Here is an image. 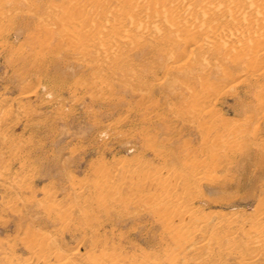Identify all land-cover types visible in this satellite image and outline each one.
Listing matches in <instances>:
<instances>
[{"label":"rangeland","instance_id":"obj_1","mask_svg":"<svg viewBox=\"0 0 264 264\" xmlns=\"http://www.w3.org/2000/svg\"><path fill=\"white\" fill-rule=\"evenodd\" d=\"M133 1L0 0V264H264V55L197 37L228 0Z\"/></svg>","mask_w":264,"mask_h":264},{"label":"bare ground","instance_id":"obj_2","mask_svg":"<svg viewBox=\"0 0 264 264\" xmlns=\"http://www.w3.org/2000/svg\"><path fill=\"white\" fill-rule=\"evenodd\" d=\"M262 1V0H261ZM123 2V1H122ZM125 2H127L128 4H130V5H132L131 4V2L133 3V6H135V4H136V1H133V0H124V3ZM223 2H225V1H223ZM249 2V1H248ZM253 2V1H252ZM186 3V2H185ZM184 3V5L183 4H181V6H177V7H175L172 11H171V13L170 14H168V15H166V18H165V16H163L162 17V19H166V21H169V22H171L172 20V18H175L176 16H178V14H180V13H185V12H187V11H189V9H190V5L189 4H185ZM246 3V2H245ZM258 3H259V1H258ZM257 3V4H258ZM264 3V2H263ZM160 4H162L161 2H160ZM226 4H227V8L229 9V11L227 12V14H224V16H222L221 14H215V15H213L214 17H213V19L215 20L213 23H211L210 25H209V27H207L206 28V31H207V33L205 34V36H197V37H199V38H204V37H206V36H210V37H212L213 39H217V40H220V41H222V42H224V40L227 38V36H231V34L234 36V35H237V38L239 37L240 38V40H239V42L238 43H241L240 41H244V40H247V39H249L250 38V40H253L252 38H254V41L255 42H257V44H255V46H254V43H253V46L251 47V48H249V61H251L250 60V58H252L253 59V56H251L252 54L254 55V54H256V55H264V39H261V38H259L258 36H259V32H254V30L253 31H247L246 29L248 28H244L243 26H238L237 24H238V22H237V18H239V17H241V18H244V21H246V22H251V21H254L252 18H251V20H249V17H251L250 15L249 16H246V14L243 12L246 8H244V10L242 11V13H241V15H240V6H241V4H243V2L241 1V0H228L227 2H226ZM125 5V4H124ZM178 5H179V3H178ZM225 5V4H224ZM264 4H262V6H263ZM121 6V5H120ZM152 6V5H151ZM252 6V5H251ZM256 6H258V5H256ZM132 7V6H131ZM216 7V6H215ZM220 7V6H219ZM224 7V6H223ZM226 7V6H225ZM261 7V4L259 5V8L258 7H254V6H252L251 7V9H252V11H254L255 12V15H257V18H258V22H257V24H259V26H257V27H259V28H261V27H263L264 26V9L262 8H260ZM134 8V7H133ZM132 8V9H133ZM241 8H242V6H241ZM132 9H131V11H132ZM146 9V8H145ZM144 9V10H145ZM210 9H211V7H210ZM215 9V8H214ZM250 9V8H249ZM129 10H130V8H129ZM129 10L127 9V11H125L126 12V15H127V13H129ZM209 10V9H208ZM208 10H206V15H204V16H206L205 18H209L210 17V15H211V13L210 14H208ZM212 10V9H211ZM224 10V9H223ZM226 11V10H225ZM124 12V13H125ZM212 12V11H211ZM97 13V12H96ZM189 13V12H188ZM202 13V12H201ZM205 13V12H204ZM213 13V12H212ZM219 13V12H218ZM243 13H244V15H243ZM187 14V13H186ZM198 14V13H197ZM124 15V14H123ZM103 16V15H102ZM180 17L182 16V14L181 15H179ZM203 16V17H204ZM238 16V17H237ZM237 17V18H236ZM156 18V17H155ZM155 18H153V19H155ZM253 18H255L254 16H253ZM256 19V18H255ZM261 19V20H260ZM156 20V19H155ZM179 20V19H178ZM211 20H212V18H211ZM227 21L229 22H233V21H236L237 22V26L236 25H234V27L235 28H231V27H228L227 25H225L226 23H227ZM239 21V20H238ZM224 22H225V24H224ZM240 22V21H239ZM249 22V23H250ZM150 23V22H149ZM156 23V22H155ZM173 23H174V21H173ZM234 23V22H233ZM255 23V22H254ZM67 24V23H66ZM156 24H158V23H156ZM160 24H162V23H160ZM241 24V23H240ZM242 24H244V22L242 23ZM251 24V23H250ZM70 25V24H69ZM135 25V24H134ZM139 25V24H138ZM169 25H170V23H169ZM171 25H172V23H171ZM230 25H232L231 23H230ZM252 25H253V23H252ZM66 26V25H65ZM139 26H143V23L142 24H140ZM165 26V25H164ZM72 27L74 28H76L75 30H77V28H78V26L76 27V26H71V29H72ZM189 27V26H188ZM246 27V26H245ZM67 28V27H66ZM70 28V26L68 27V29ZM264 28V27H263ZM70 29V30H71ZM175 29V28H174ZM178 29H180V28H178ZM186 29V28H185ZM184 29V30H185ZM189 29H191V28H189ZM189 29H186L185 31L187 32V30H188V32H189V34H191V30H189ZM72 30H74V29H72ZM79 30H81V28L79 29ZM79 30H77V31H79ZM183 30V31H184ZM252 30V29H251ZM77 31H75V32H77ZM176 31V30H175ZM181 31V30H180ZM258 31V30H257ZM83 33V32H82ZM194 33V32H193ZM236 37V36H235ZM252 37V38H251ZM212 38H209L210 40H212ZM245 43V42H244ZM249 43V42H248ZM248 43H246V44H248ZM246 44H245V46L244 47H246ZM189 45V44H188ZM235 45V44H234ZM242 46L243 45V42L241 43V44H239V46ZM232 46V45H231ZM233 47V46H232ZM236 47H238V46H236ZM235 49V48H234ZM236 50H237V48H236ZM233 51V50H232ZM238 51V50H237ZM237 51H235L236 53H237ZM249 63V62H248ZM262 64L264 65V60H263V62H262ZM246 66H248V68H247V70H248V72H250V70L252 69V68H254L255 66H256V64L255 63H253V61H252V65H246ZM202 109V108H201ZM204 109V108H203ZM203 109H202V111H203ZM200 112V111H199ZM262 112H263V114H264V107H263V109H262ZM204 113V112H203ZM205 113L207 114V116L209 115V113H210V109L209 110H207V111H205ZM204 113V114H205ZM204 120V119H203ZM207 122V121H206ZM207 131V130H206ZM150 175H153L156 179H160V178H162V180H161V182L162 181H166L167 180V178H168V176H169V174H167V172H165V171H163L162 169H160V170H154V171H152V172H150L149 173ZM200 177H202L200 174H199V172H197L196 173V176L194 177V180L196 181V180H200L199 178ZM112 180V179H111ZM191 180V179H190ZM104 181V180H103ZM108 181H110V180H108ZM107 182V181H106ZM105 182V183H106ZM106 184H108V183H106ZM105 184V185H106ZM113 184V183H112ZM109 185V184H108ZM110 186H111V184H110ZM103 187V186H102ZM78 193V192H77ZM77 195V194H76ZM183 196V195H182ZM186 196V195H185ZM184 196V197H185ZM85 197V196H84ZM174 197V196H173ZM77 198H79L80 200H83V197H82V195L81 194H78V196H77ZM85 199V198H84ZM78 200V199H77ZM79 200V201H80ZM170 200H171V198H170ZM174 200V199H173ZM179 200V199H178ZM82 202V201H81ZM186 202V198H181L179 201H178V204L176 205V209H178V211L179 212H181V214H183L182 216H185V217H187L188 219H192V217H193V212L192 211H190L187 207H188V205L185 203ZM68 209V208H67ZM174 209H175V207H174ZM173 209V210H174ZM59 210V209H58ZM61 211V215H60V217L61 216H65V218H66V215L67 214H69L68 212H70V211H67L66 209H64L63 208V211H62V209L60 210ZM177 211V210H176ZM58 213V212H57ZM56 213V214H57ZM58 214H60V213H58ZM58 214H57V216H58ZM229 215V214H228ZM237 215V214H236ZM235 215V213H234V216H232L231 217V219L230 220H228V221H234L233 219H235L237 216L239 217V215H237L236 216ZM68 216V215H67ZM229 216H231V215H229ZM226 217H228L227 215H226ZM225 217V218H226ZM64 217L62 218V219H65ZM202 219V218H201ZM228 219V218H227ZM167 220V219H166ZM225 220V219H224ZM236 220H238V219H236ZM201 221V220H200ZM199 221V222H200ZM260 221V220H259ZM202 223H204L205 222V220H204V222H203V220L201 221ZM201 222L199 223V224H201ZM261 222V221H260ZM226 223H227V221H226ZM229 223V222H228ZM231 224V223H230ZM255 224L256 225H254V226H258L257 225V223L255 222ZM260 224V223H259ZM204 224H201V225H199V229H201V227L203 226ZM228 225V224H227ZM198 228V227H197ZM239 228V227H238ZM257 232H262V234H259V236H261V235H264V230H259V231H257ZM257 232H256V234H257ZM227 233V232H226ZM221 233V234H219L218 236H215V237H218L217 239H222L221 241H224L226 244H232V243H234L235 242V240H236V235H234V234H229V233ZM215 235V234H214ZM217 235V234H216ZM262 237V236H261ZM255 238H258V237H255ZM216 238H214V240H215ZM258 239H260V237L258 238ZM263 239V238H262ZM261 239V240H262ZM44 241V240H43ZM42 241V243L41 244H37V248L36 249H33L31 252H32V254L30 253V255L29 256H31L32 255V258H36L38 261H47V257H48V255H49V253H51V252H49V250H50V246L45 242H43ZM216 241V240H215ZM218 241V240H217ZM216 241V242H217ZM34 242V241H33ZM36 242V241H35ZM34 242V243H35ZM216 242H214V241H212V240H210V242H209V245L213 248H216V247H218V244H215ZM223 242V243H224ZM262 242H264V241H262ZM28 243V242H27ZM259 243H260V241H259ZM29 244V243H28ZM36 244V243H35ZM8 245V244H7ZM217 245V246H216ZM227 246V245H226ZM229 247H230V245H228ZM233 246V244L231 245V247ZM32 248V247H31ZM30 249V248H29ZM31 250V249H30ZM213 250V249H212ZM10 252H11V250H10ZM14 252V251H13ZM8 253V252H7ZM9 255L11 254V253H8ZM14 254V253H13ZM16 255V254H15ZM87 256H88V254H86ZM90 256H91V254H89ZM68 256L69 257H79L80 256V258L81 259H84L83 260V262L86 260V259H88V257H85L84 255H82L76 248L75 249H73V250H70V252L68 253ZM89 256V257H90ZM96 257V256H95ZM7 258H10V257H7ZM30 257H28V259H29ZM62 258V257H61ZM86 258V259H85ZM254 258V257H253ZM67 259V258H66ZM69 259H71V258H69ZM97 259V258H96ZM96 259H93V260H96ZM99 259V258H98ZM97 259V260H98ZM252 259V258H251ZM19 259H17L14 255H12L11 256V258L10 259H8L7 260V262H6V264H29V262H20V261H18ZM24 260H25V258H24ZM74 260V259H73ZM90 260H92L91 258H90ZM96 260V261H97ZM100 260V259H99ZM110 260V259H109ZM29 261V260H28ZM62 261V260H61ZM61 261H59V262H61ZM88 261V260H87ZM111 261H112V259H111ZM30 262H32V261H30ZM66 262H69V260L68 261H66ZM70 262H72V261H70ZM76 262H79V260L78 261H76ZM46 263V262H45ZM81 263V262H80ZM92 263V262H91ZM109 263V262H108ZM112 263H113V261H112ZM116 263H117V261H116ZM115 263V264H116ZM246 263H248V262H246ZM73 264H74V262H73ZM82 264V263H81ZM110 264V263H109Z\"/></svg>","mask_w":264,"mask_h":264}]
</instances>
